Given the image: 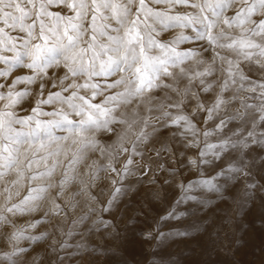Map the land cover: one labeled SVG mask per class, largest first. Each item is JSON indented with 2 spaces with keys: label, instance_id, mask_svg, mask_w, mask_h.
Instances as JSON below:
<instances>
[{
  "label": "snow or ice",
  "instance_id": "6c2138e0",
  "mask_svg": "<svg viewBox=\"0 0 264 264\" xmlns=\"http://www.w3.org/2000/svg\"><path fill=\"white\" fill-rule=\"evenodd\" d=\"M0 264H264V0H0Z\"/></svg>",
  "mask_w": 264,
  "mask_h": 264
},
{
  "label": "rangeland",
  "instance_id": "374dc122",
  "mask_svg": "<svg viewBox=\"0 0 264 264\" xmlns=\"http://www.w3.org/2000/svg\"><path fill=\"white\" fill-rule=\"evenodd\" d=\"M189 178H193L192 176H190ZM221 207H223V205H221ZM259 242L257 241V244H258ZM237 259H241V257H237ZM248 259H252V257H248ZM256 260H259V252H257V256H256Z\"/></svg>",
  "mask_w": 264,
  "mask_h": 264
}]
</instances>
